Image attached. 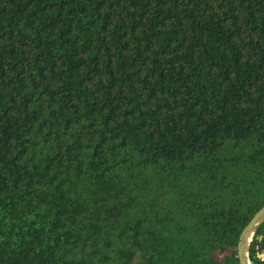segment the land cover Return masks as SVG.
I'll list each match as a JSON object with an SVG mask.
<instances>
[{
    "label": "trees",
    "instance_id": "trees-1",
    "mask_svg": "<svg viewBox=\"0 0 264 264\" xmlns=\"http://www.w3.org/2000/svg\"><path fill=\"white\" fill-rule=\"evenodd\" d=\"M263 206L264 0H0V264H239Z\"/></svg>",
    "mask_w": 264,
    "mask_h": 264
},
{
    "label": "water",
    "instance_id": "water-1",
    "mask_svg": "<svg viewBox=\"0 0 264 264\" xmlns=\"http://www.w3.org/2000/svg\"><path fill=\"white\" fill-rule=\"evenodd\" d=\"M264 224V206L252 217L249 223L243 228L239 235L236 254L239 264H250L248 258L249 245L253 240L256 232Z\"/></svg>",
    "mask_w": 264,
    "mask_h": 264
}]
</instances>
